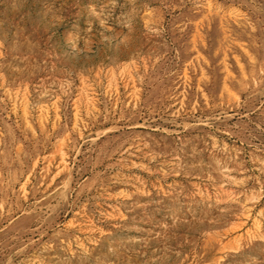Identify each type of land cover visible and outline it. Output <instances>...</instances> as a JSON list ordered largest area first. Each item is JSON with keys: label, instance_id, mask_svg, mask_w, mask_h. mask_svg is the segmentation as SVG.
Instances as JSON below:
<instances>
[{"label": "rangeland", "instance_id": "obj_1", "mask_svg": "<svg viewBox=\"0 0 264 264\" xmlns=\"http://www.w3.org/2000/svg\"><path fill=\"white\" fill-rule=\"evenodd\" d=\"M0 264H264V0H0Z\"/></svg>", "mask_w": 264, "mask_h": 264}, {"label": "bare ground", "instance_id": "obj_2", "mask_svg": "<svg viewBox=\"0 0 264 264\" xmlns=\"http://www.w3.org/2000/svg\"><path fill=\"white\" fill-rule=\"evenodd\" d=\"M72 39V32L69 28L64 29L62 33V41L69 42Z\"/></svg>", "mask_w": 264, "mask_h": 264}]
</instances>
